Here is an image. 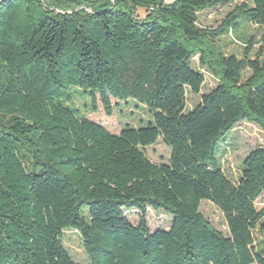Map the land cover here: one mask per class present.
Returning a JSON list of instances; mask_svg holds the SVG:
<instances>
[{"label": "trees", "instance_id": "trees-1", "mask_svg": "<svg viewBox=\"0 0 264 264\" xmlns=\"http://www.w3.org/2000/svg\"><path fill=\"white\" fill-rule=\"evenodd\" d=\"M235 0H0V264H77L62 237L76 231L87 264H264V147L236 181L219 147L237 124L264 133V35L226 54L222 36L264 30V0H244L214 29L199 14ZM143 12L140 13L139 10ZM214 89L186 112L203 75ZM112 102L151 120L119 134L83 117ZM170 149L154 164L143 149ZM208 201L228 234L200 211ZM172 217L150 232L146 212ZM136 210L132 225L124 212Z\"/></svg>", "mask_w": 264, "mask_h": 264}, {"label": "rangeland", "instance_id": "rangeland-1", "mask_svg": "<svg viewBox=\"0 0 264 264\" xmlns=\"http://www.w3.org/2000/svg\"><path fill=\"white\" fill-rule=\"evenodd\" d=\"M170 2L172 0H166ZM244 0H235L232 4L227 6H218L214 9L207 10L200 13L198 26L201 28L214 29L222 24L226 15L233 9L243 3ZM140 13L143 11L140 9ZM255 36L256 41L264 35V30L254 25H246L236 33L233 37L230 34L222 36L219 45L223 48L226 54H236L238 56L242 53V42L249 36ZM191 65L193 69L197 70L203 75L204 83L199 94H193L190 91L186 93V112L191 111L201 101V95L206 94L217 85V81L204 69L199 67L198 57H195ZM112 102V114L107 116L101 102L97 101V111L92 112L89 109V100L75 97L73 101V108L80 112L86 119L102 125L107 131L113 134H119L121 129L128 125L130 127H139L150 121L144 107L138 106L133 102L129 104ZM256 147H264V133L253 123L241 122L227 134L225 141L219 147V158L222 169L225 175L232 181H236L239 175V169L245 156ZM145 156L154 164L167 163L170 156V149L163 143L161 138H158L154 145L143 149ZM254 206L259 210L264 206V192L258 198ZM200 211L208 222L218 231L224 235L228 234L226 223L223 214L219 209L208 201H202ZM127 220L134 226L138 224L139 213L136 210L124 212ZM146 221L150 232L166 231L170 228L172 217L161 212L153 211L148 208L146 212ZM62 243L65 250L68 252L72 260L77 264H87L88 258L85 254L83 243L80 235L76 231L67 230L63 232ZM256 264V263H254Z\"/></svg>", "mask_w": 264, "mask_h": 264}]
</instances>
